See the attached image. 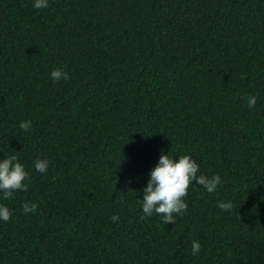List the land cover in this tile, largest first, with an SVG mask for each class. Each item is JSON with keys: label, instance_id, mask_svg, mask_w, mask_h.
Masks as SVG:
<instances>
[{"label": "trees", "instance_id": "trees-1", "mask_svg": "<svg viewBox=\"0 0 264 264\" xmlns=\"http://www.w3.org/2000/svg\"><path fill=\"white\" fill-rule=\"evenodd\" d=\"M55 68L70 78L53 83ZM162 153L223 180L190 185L166 225L140 201ZM12 155L30 179L0 201V264H264V0H0Z\"/></svg>", "mask_w": 264, "mask_h": 264}, {"label": "clouds", "instance_id": "clouds-1", "mask_svg": "<svg viewBox=\"0 0 264 264\" xmlns=\"http://www.w3.org/2000/svg\"><path fill=\"white\" fill-rule=\"evenodd\" d=\"M34 9H46L49 7V0H32ZM50 78L53 83L60 80H68L69 74L60 68H55L50 72ZM257 104V97L249 95L247 106L254 109ZM20 129L29 131L32 128L31 121H21ZM174 156L169 154H160L155 167L149 172L146 186L142 189L143 199L141 201L142 212L145 217L157 214L161 217L163 223L174 224L175 217L186 213L188 204L186 197L189 186H201L207 193L211 194L217 191L218 186L223 185V180L219 174L207 176L199 174V164L191 155ZM35 171L44 174L49 167V161L46 159H37L34 161ZM30 179L29 172L25 166L19 162L16 155L0 159V201L9 200L17 192L28 190ZM195 182V183H194ZM37 204L34 202H25L22 205L23 213L27 215L37 210ZM217 207L222 211L228 212L233 208L231 201H220ZM12 217V211L6 204L0 203V222H8ZM113 221L119 219L118 216L111 217ZM201 251L199 241H192L191 253L198 256Z\"/></svg>", "mask_w": 264, "mask_h": 264}]
</instances>
